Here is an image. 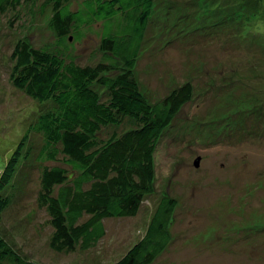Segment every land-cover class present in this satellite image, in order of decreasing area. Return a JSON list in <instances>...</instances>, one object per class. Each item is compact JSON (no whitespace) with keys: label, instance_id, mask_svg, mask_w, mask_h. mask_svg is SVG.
Instances as JSON below:
<instances>
[{"label":"rangeland","instance_id":"obj_1","mask_svg":"<svg viewBox=\"0 0 264 264\" xmlns=\"http://www.w3.org/2000/svg\"><path fill=\"white\" fill-rule=\"evenodd\" d=\"M51 15L50 0H21L0 13V170L25 139L1 192L9 199L0 222L7 243L37 264H113L142 238L166 197L176 201L170 241L151 264H264V0H153L132 77L149 105L185 83L192 98L158 139L151 192L137 214L103 220L101 239L70 252L50 248L52 229L38 204L41 172L69 170L61 154L53 161L43 155V137L31 128L54 105L32 100L11 81L18 41L55 49ZM100 34L101 24L82 28L65 56L94 67ZM136 127L122 118L101 128L97 140Z\"/></svg>","mask_w":264,"mask_h":264},{"label":"trees","instance_id":"obj_2","mask_svg":"<svg viewBox=\"0 0 264 264\" xmlns=\"http://www.w3.org/2000/svg\"><path fill=\"white\" fill-rule=\"evenodd\" d=\"M50 1L48 27L55 49L18 41L11 54V81L32 100L54 105L31 128L43 137V155L53 161L61 154L69 170L53 166L41 172L38 204L52 229L50 248L70 252L77 245L86 250L101 239L103 220L137 214L151 192L158 139L191 100L192 88L185 83L149 105L132 77L153 0H82L77 10L69 8L71 0ZM20 2L0 0V13ZM92 24H101L102 58L94 67H82L64 50ZM122 118L137 127L107 142L97 140L101 128L118 125ZM22 141L0 170V222L9 205L1 192L10 181ZM175 206L174 199L162 198L142 238L113 264H151L170 241ZM84 216L88 219L81 222ZM0 264L37 263L24 259L0 233Z\"/></svg>","mask_w":264,"mask_h":264},{"label":"water","instance_id":"obj_3","mask_svg":"<svg viewBox=\"0 0 264 264\" xmlns=\"http://www.w3.org/2000/svg\"><path fill=\"white\" fill-rule=\"evenodd\" d=\"M199 161H200V159L198 158V159H196L195 161H194V166L197 168L198 167V165H199Z\"/></svg>","mask_w":264,"mask_h":264}]
</instances>
